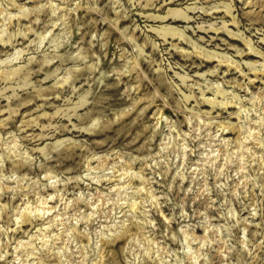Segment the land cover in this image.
<instances>
[{"label": "rangeland", "instance_id": "rangeland-1", "mask_svg": "<svg viewBox=\"0 0 264 264\" xmlns=\"http://www.w3.org/2000/svg\"><path fill=\"white\" fill-rule=\"evenodd\" d=\"M0 264H264V0H0Z\"/></svg>", "mask_w": 264, "mask_h": 264}]
</instances>
